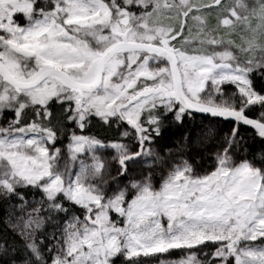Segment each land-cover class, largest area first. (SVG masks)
I'll list each match as a JSON object with an SVG mask.
<instances>
[{
	"label": "snow or ice",
	"instance_id": "6c2138e0",
	"mask_svg": "<svg viewBox=\"0 0 264 264\" xmlns=\"http://www.w3.org/2000/svg\"><path fill=\"white\" fill-rule=\"evenodd\" d=\"M0 264H264V0H0Z\"/></svg>",
	"mask_w": 264,
	"mask_h": 264
},
{
	"label": "trees",
	"instance_id": "16d2710c",
	"mask_svg": "<svg viewBox=\"0 0 264 264\" xmlns=\"http://www.w3.org/2000/svg\"><path fill=\"white\" fill-rule=\"evenodd\" d=\"M231 127L232 124L227 121L209 119L206 116L194 114L192 118L184 122L183 128H177L175 126L169 128L168 131L165 133V137L164 140L162 141V144L164 145L168 144L171 139L181 135L184 131H189L193 135H195L196 133L201 132L202 130H206L208 128H215L217 136L222 137L230 130ZM241 133L245 136L246 139H248L249 143L253 145L251 151H256L260 146V141L258 137L253 141L252 137L254 136V130L251 129L250 127H242ZM62 139H63V143L66 145L67 139L66 138H62ZM212 145L211 148L213 149ZM193 155L195 156V153ZM204 157H206L205 153L202 154V158ZM195 159L197 163L201 166V170H204L211 166L210 160H204L203 163H199V159H201V156H195ZM182 255L183 253H181L179 250H176L173 251L171 254L167 255L165 258L176 259V258H180Z\"/></svg>",
	"mask_w": 264,
	"mask_h": 264
},
{
	"label": "rangeland",
	"instance_id": "374dc122",
	"mask_svg": "<svg viewBox=\"0 0 264 264\" xmlns=\"http://www.w3.org/2000/svg\"><path fill=\"white\" fill-rule=\"evenodd\" d=\"M210 144L212 145V141L209 142V146H210V147H208V148L205 150V152H204L205 155H206V157H204L205 159H204V158L199 159V163H203L204 160H210V162L212 163V161H211V159H210L209 157L212 155V153H213V151H214V148L212 149ZM176 259H178V258H176ZM176 259H168V260H172V261H174V260H176Z\"/></svg>",
	"mask_w": 264,
	"mask_h": 264
},
{
	"label": "water",
	"instance_id": "95a60500",
	"mask_svg": "<svg viewBox=\"0 0 264 264\" xmlns=\"http://www.w3.org/2000/svg\"><path fill=\"white\" fill-rule=\"evenodd\" d=\"M196 115H202V114H196ZM202 116H204V115H202Z\"/></svg>",
	"mask_w": 264,
	"mask_h": 264
}]
</instances>
